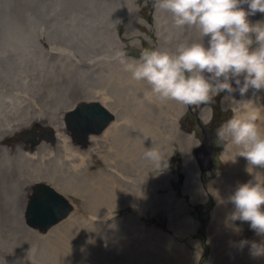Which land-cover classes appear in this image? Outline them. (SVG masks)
Wrapping results in <instances>:
<instances>
[{
	"label": "rangeland",
	"instance_id": "374dc122",
	"mask_svg": "<svg viewBox=\"0 0 264 264\" xmlns=\"http://www.w3.org/2000/svg\"><path fill=\"white\" fill-rule=\"evenodd\" d=\"M44 1L0 0V264H264L251 252L264 236L231 221L229 202L242 183L264 185V168L248 172L236 147L222 163L217 136L257 102L264 134V89L241 95L232 80L235 91L184 108L177 124L191 139L177 137L174 101L135 81L117 53H175L199 33L175 27L156 0ZM150 148L160 160L145 158ZM37 182L70 207L47 228L26 219Z\"/></svg>",
	"mask_w": 264,
	"mask_h": 264
},
{
	"label": "clouds",
	"instance_id": "9594fccd",
	"mask_svg": "<svg viewBox=\"0 0 264 264\" xmlns=\"http://www.w3.org/2000/svg\"><path fill=\"white\" fill-rule=\"evenodd\" d=\"M159 9L170 13L177 28L195 29L199 41L180 45L175 53L159 49H145L138 60H126L117 53V59L135 81H144L162 102L175 101L182 105L208 103L212 93L235 91V80L241 95L249 88L264 89V23H251L250 15L264 13V0H156ZM247 4L246 11L240 5ZM209 37L208 47L203 38ZM204 73L210 74L208 77ZM243 76V82L240 77ZM261 115L251 108L235 112L217 131L225 141L224 157L233 147L238 156L246 158L252 167L264 168V134L257 121ZM145 158L160 160L157 150L145 151ZM234 161V160H232ZM234 205L231 221L250 222L257 235L264 236V185L242 183L229 197ZM235 231L242 229L236 227ZM248 241H241V246ZM264 244L252 242L253 256L264 255Z\"/></svg>",
	"mask_w": 264,
	"mask_h": 264
},
{
	"label": "water",
	"instance_id": "95a60500",
	"mask_svg": "<svg viewBox=\"0 0 264 264\" xmlns=\"http://www.w3.org/2000/svg\"><path fill=\"white\" fill-rule=\"evenodd\" d=\"M93 113L102 116L107 114L97 104L91 105ZM49 140H53L50 135ZM32 145L36 143L35 139H30ZM35 194L32 195L31 201L26 209V219L34 226L47 228L57 223L69 211L70 207L62 193L47 182L34 184Z\"/></svg>",
	"mask_w": 264,
	"mask_h": 264
},
{
	"label": "bare ground",
	"instance_id": "6f19581e",
	"mask_svg": "<svg viewBox=\"0 0 264 264\" xmlns=\"http://www.w3.org/2000/svg\"><path fill=\"white\" fill-rule=\"evenodd\" d=\"M46 1V0H45ZM44 1V2H45ZM38 2V1H37ZM40 2V1H39ZM43 2V3H44ZM42 4V3H41ZM28 6V5H27ZM206 42V41H205ZM204 42V43H205ZM207 47V46H206ZM247 99V98H246ZM242 100V99H241ZM237 102V101H236ZM254 102H255V100H254ZM242 103V102H241ZM240 104V103H239ZM172 105V104H171ZM234 105V104H233ZM260 105H261V103H260ZM243 106V105H242ZM186 106L185 105H182V104H179V103H175V101L173 102V105H172V110H171V116L172 115H174V116H172V118H171V120H172V126H173V129H174V134L177 136V137H181V135H180V133L182 134V135H184L185 136V138H190L191 139V135H186L185 133H183L181 130H180V127L178 126V124H177V118H178V116H180V114H181V112L184 110V108H185ZM206 107V106H205ZM237 108H239V107H237ZM251 108H256V109H258L259 111H260V108H259V102H257L256 103V105L255 106H246V108H245V110H248V109H251ZM205 110V109H204ZM204 110H202V114L204 115V113H205V111ZM238 110V109H237ZM242 111V110H241ZM205 116V115H204ZM170 117V116H169ZM44 119V118H43ZM26 120V119H25ZM45 120V119H44ZM30 121V120H29ZM24 123V122H23ZM27 123V122H26ZM29 124V123H28ZM114 127V126H113ZM112 128V127H111ZM113 129V128H112ZM62 130V129H61ZM110 130V129H109ZM63 131V130H62ZM113 131V130H112ZM114 131H115V129H114ZM113 131V132H114ZM112 132V133H113ZM115 133V132H114ZM63 134V133H62ZM114 135V134H113ZM58 137H56V139H59V141H60V143H61V136H60V134H58L57 135ZM91 136H94V134L93 135H91ZM96 137V136H95ZM94 137V138H95ZM65 138H67V137H65ZM93 138V139H94ZM96 139V138H95ZM63 140V139H62ZM188 140V139H187ZM191 141V140H190ZM97 142V141H96ZM66 143H68V142H66ZM63 145H65V142L63 143ZM66 146H67V144H66ZM79 150V149H78ZM77 156V155H76ZM74 157V156H73ZM78 158H79V156H78ZM75 159V158H74ZM85 161V160H84ZM76 179V178H75ZM81 182V181H80Z\"/></svg>",
	"mask_w": 264,
	"mask_h": 264
}]
</instances>
